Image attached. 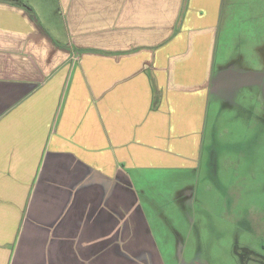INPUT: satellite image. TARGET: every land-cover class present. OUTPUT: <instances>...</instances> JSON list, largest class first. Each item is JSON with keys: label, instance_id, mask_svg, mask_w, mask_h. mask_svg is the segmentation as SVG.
Masks as SVG:
<instances>
[{"label": "crops", "instance_id": "1", "mask_svg": "<svg viewBox=\"0 0 264 264\" xmlns=\"http://www.w3.org/2000/svg\"><path fill=\"white\" fill-rule=\"evenodd\" d=\"M224 0H0V264H165L139 183L189 172Z\"/></svg>", "mask_w": 264, "mask_h": 264}, {"label": "rangeland", "instance_id": "2", "mask_svg": "<svg viewBox=\"0 0 264 264\" xmlns=\"http://www.w3.org/2000/svg\"><path fill=\"white\" fill-rule=\"evenodd\" d=\"M193 171L139 183L165 264H264V0H224Z\"/></svg>", "mask_w": 264, "mask_h": 264}]
</instances>
